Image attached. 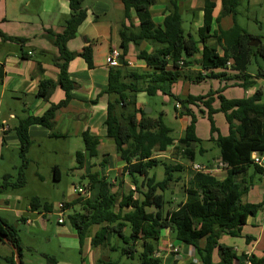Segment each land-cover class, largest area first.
<instances>
[{
  "label": "trees",
  "instance_id": "16d2710c",
  "mask_svg": "<svg viewBox=\"0 0 264 264\" xmlns=\"http://www.w3.org/2000/svg\"><path fill=\"white\" fill-rule=\"evenodd\" d=\"M67 1L70 15L64 30L60 34L48 31L58 49V55L51 60L59 70L58 79L56 82L41 80L37 93L38 97L49 102L59 86L65 98L56 104L49 102L48 110L41 116H26L19 120L14 131L20 142L19 154L23 163L20 167V186L13 185V188L25 185L24 171L32 146L29 128L39 125L49 130L51 137H63L54 132L55 116L69 105L73 99L71 92L77 88V83L69 77V64L80 56L90 69L94 68L91 46H86L81 53L68 50L67 43L76 37L86 19V10L83 6L85 0ZM119 1L123 4L125 19L129 21V24L123 23L120 31L119 50L124 63L109 68L108 86L101 95L108 98L115 96L113 101L108 99L104 127L106 137L114 142L116 153L126 166L116 191L113 190L115 185L108 178L101 177L100 173L88 176V188L96 194L93 198L79 197L65 203L66 210H74L68 216L70 225L81 245L89 237L90 230L98 226L99 230L91 238L92 247L109 246L111 251L128 259L138 256L140 264H162L156 252L165 229L171 230L180 243L192 246L202 264H213L215 248L219 251L220 264H234L237 258L233 249L221 245L219 239L223 233L234 234L240 230L250 216H255L263 208L262 203L242 204L241 199L253 187V175H264V170L253 160L254 153H264V91L259 88L251 97L229 99L223 95L224 89H217L205 95L189 94L182 98L172 93V87L180 80L188 79L194 84L218 80L220 83L234 82L244 91L253 89L259 81H264V45L252 46L253 39H260L237 23V8L242 0H220L221 10L217 18L213 13L219 0H203V25L196 36L184 27L179 0H167L160 24L154 21L151 11L159 0ZM133 13L137 25L133 23ZM226 17H230L233 23L225 30L221 21ZM215 23L218 29L213 31ZM0 37L22 45L25 43L23 39L8 37L1 31ZM144 43L149 44L152 51L140 49ZM131 45L137 49V60L145 64L144 70L126 68L128 63L125 59ZM228 62H231L230 67ZM252 63L256 65L255 74L249 72ZM191 67L199 70L190 71ZM38 71L41 74L44 72L41 66ZM139 93L171 95L176 101V117L189 119L184 136L179 140L173 137V129L165 122L164 113L153 117L138 107ZM191 106L209 121V141L220 150V160L227 166L226 177L221 180L211 173H192L191 180L183 185L185 201L176 209H165L170 202L165 200L163 193L174 182L173 173L182 172L183 166L162 162L159 156L178 142L185 147L184 153L189 161L194 162L196 154L192 145L202 143L196 131L198 115ZM217 114L224 115L229 131L227 136H223L216 126L214 116ZM82 138L85 154L83 151L76 154L79 169L84 167L86 158L99 156L100 138L89 131L83 133ZM158 166L164 167L162 181H157L155 175L150 176ZM250 170L253 175H249ZM53 172L54 181L60 180V169L55 166ZM126 175L134 187L128 192L123 187ZM3 189L0 187V191ZM157 191L162 194L157 195ZM135 194L139 196L135 197ZM30 207L32 211L43 209L46 213H51L53 208L41 204L37 197L30 201ZM204 239L206 244L201 249L199 243ZM0 242L14 246L21 264H24L19 231L2 218ZM47 259L49 264H57L53 258ZM6 262L16 264L14 257L7 258ZM251 263L264 264V259H254Z\"/></svg>",
  "mask_w": 264,
  "mask_h": 264
},
{
  "label": "crops",
  "instance_id": "0c3cea01",
  "mask_svg": "<svg viewBox=\"0 0 264 264\" xmlns=\"http://www.w3.org/2000/svg\"><path fill=\"white\" fill-rule=\"evenodd\" d=\"M159 1L161 2V0ZM162 1L166 2V0ZM195 1L192 0L188 5V3H186L188 1L179 0V5L181 7V14L186 12L192 15V21L189 19H187V21L195 25V30H188L187 32L196 36L199 28L203 25L204 1L202 2L201 10H199L197 14L195 13V8L197 7V4L195 5L194 3ZM164 2H162V5L157 9L154 8L151 10L154 21L156 19L155 12H161L160 19L158 20L159 22L157 23L155 21L157 24L162 23L164 19L166 10ZM198 2H200V0H198ZM83 6L86 10V19L79 27L76 37L67 43V47L70 52L81 53L86 46H91L93 50L94 68L90 69L85 60L80 56H77L69 64V77L72 81L77 83V88L71 92L73 99L69 105L56 113L54 132L64 138L68 136L82 138L83 133L89 131L92 135L100 138V147L103 140L108 139L104 127V122L107 117L108 99L112 101L115 99V96L108 98L106 95H101L108 86L109 67L107 66L106 58L111 49L119 50L121 27L123 23L129 24V21L125 19L124 7L119 0H85ZM220 10L221 1L219 0L217 1V7L213 13L214 18L218 17ZM69 15L70 8L67 0H0V31L8 37L19 38L25 41L22 45L2 39V43L0 44V98L11 99L14 103H20V105L23 106L22 112L24 113V115H20L15 107L14 109L10 107L6 109L4 113L6 118L2 121L0 120V157H2L5 149H9L10 147L15 149L20 148L19 139L14 131L20 119L26 116H41L48 110L50 103L56 104L65 98V93L59 86L53 91L50 97V103L38 97L37 93L41 80L50 79L56 82L58 79L59 70L55 68L51 62L53 56L58 55V49L54 46V38L48 31H52L55 34L62 33ZM132 17L133 23L137 25L138 22L136 21L134 13ZM228 19H230V17H226L221 21V26L225 30L229 29L233 23L232 21L231 23L227 22ZM217 29L218 27L214 28L213 26V31ZM147 46L150 45L144 43L140 49L149 51ZM136 54L137 49L131 45L125 59L128 63V67L126 68L129 70H144L145 64L137 60ZM40 66L44 70L42 74L38 71V67ZM189 70L198 71L199 69L197 67H191ZM228 74L232 75L230 71H228ZM207 81L194 84L188 79L180 80L173 85L172 93L184 98L189 94L198 96L205 95L210 90L224 89L223 95L225 97L229 99H240L253 96L256 89L261 88L264 91V86L262 85L264 81H259L255 88L248 91H244L239 86H236L234 82H223L220 83V85L210 86L208 91H196L193 89L198 85L208 83ZM231 90H238V97H230L228 93ZM138 107L143 108L144 106L142 103L138 102ZM191 108L194 113L197 114L198 109L194 106H191ZM216 116L217 115H215L214 118ZM202 118H206V116L202 114ZM14 120L17 121V124L11 125ZM179 120L185 123L183 127V131H185L186 126L189 124V119L184 117L179 118ZM12 130L14 133H11ZM228 132V125L226 124L225 133L222 131L221 133L223 136H227ZM29 134L31 136L32 145L40 138L54 139L50 136L51 132L49 130L39 125L31 126L29 128ZM207 140L209 141V139ZM199 152L203 155L204 150L202 146ZM195 154H192V156ZM109 156V154L104 155V157ZM159 157L161 159L168 158L167 155H160ZM103 162L107 163V160L104 158ZM194 162L192 163L195 164ZM91 163H94V159H85L83 168L84 170L87 169L85 173L87 175H91L89 172ZM55 166L57 165L52 167V171ZM103 166L100 175L101 177L108 178L104 171L108 173L110 169L104 164ZM125 166L126 164L121 160V175ZM210 167L211 174L218 179L222 180L226 177V164L218 162L217 166ZM184 169L183 167V171ZM249 175H253L252 170L249 171ZM126 178L127 175L124 177V183ZM39 179L44 180V177L40 175ZM84 188L89 192L86 198H93L95 196L96 191H90L88 186ZM73 195L70 201H64L62 203H69L81 197L77 194L75 195V193ZM135 197H137L136 194ZM241 202L242 204L262 203L263 208L255 216H250L246 225L241 227L240 230L233 232L234 234L228 232L221 235L219 243L232 248L236 255L237 259L234 261V264H247L254 259L256 261L264 259V175H253V187L247 194L243 195ZM41 204L51 205L42 202ZM9 207L10 201L7 199H4V201L0 203L1 212L9 211ZM53 210L54 207L52 208V211ZM69 210L70 209H67L64 213L67 219L70 215L68 214ZM27 212L29 214H37L39 215L38 217L42 216V218H46L47 214L44 210L41 211V209L39 211H32L31 207ZM58 216L60 219V213ZM0 218L6 220L5 217ZM38 219L39 218L32 220L29 217H22L20 220L24 226L34 227V223ZM63 224H65V222ZM94 228L92 230L93 236L99 230V227ZM74 233L76 237L77 234L75 231ZM172 233L173 232L169 229L163 230L161 242H159L157 246L156 256L162 259V264L165 261L168 262L171 257L174 258L172 264H186L187 262H191V264L192 262L194 264H202L199 257L196 256L195 249L192 246L186 245V248L182 251L181 247L174 243ZM92 237H88L84 240L87 250L86 253L92 254V261L88 264H112L113 261L108 257V253L113 251H111L109 246L92 247ZM205 244V239L199 243L201 249L205 247ZM174 249L177 250V253L173 251ZM120 260L121 259L118 261ZM220 262L221 258L218 248H215L212 255V263L220 264ZM82 264H87L85 258Z\"/></svg>",
  "mask_w": 264,
  "mask_h": 264
},
{
  "label": "rangeland",
  "instance_id": "374dc122",
  "mask_svg": "<svg viewBox=\"0 0 264 264\" xmlns=\"http://www.w3.org/2000/svg\"><path fill=\"white\" fill-rule=\"evenodd\" d=\"M186 1H188L186 2L188 5L189 2H192V0ZM162 2L164 1H158L152 9L160 7ZM202 2L203 0H200V2L196 0L194 2L195 5L197 4L195 8L196 14L201 10ZM166 3L167 0L164 2V5H166ZM237 10V23L245 31L258 37L260 43L264 45V0H242ZM155 16V21L158 23L161 12H155ZM182 16L186 31L195 30V25L187 21V19L191 20L192 15L185 12ZM231 21L232 19L230 18L227 22L231 23ZM215 24L214 28L217 27V24ZM2 39L3 38L0 37V44L2 43ZM147 47L149 51H152L151 46ZM261 62L263 61L261 60ZM249 72L251 74L256 73V65L254 63L249 65ZM207 82L208 83L198 85L193 89L196 91H208L210 86L220 85L218 80H208ZM262 85L264 86V83ZM228 95L230 97H238V90H231ZM137 102L142 103L144 106L143 109L149 110V114H152L153 117H158L161 113H164L165 122L173 129V137L176 140L184 136L183 127L185 123H182L179 118L176 117V101L171 95L157 93L156 95L150 96L146 93H139ZM8 107L13 109L15 107L20 115H24L22 112L23 106L20 105V103H14L11 99L0 98V114L3 113L0 115L1 121L6 118L4 113ZM197 114L199 116V122L196 131L202 143L192 145V149L196 152L194 163L211 170L210 166L215 167L218 162L222 163L220 160V150L216 144L210 143L207 140L210 137L209 121L207 118H202V114H200L198 110ZM214 120L220 132L222 131L225 133L227 123L224 115L217 114ZM12 123L11 125H15L17 121L14 120ZM11 133H14V131L12 130ZM201 146L204 150L203 155L199 152ZM84 150V141L81 137L68 136L66 138H40L36 140L27 155L29 163L24 171L25 185L17 188H13V185L20 184V167L23 163L20 158L19 148L15 149L10 147L3 151V155L0 157V187H4L5 189L0 191V203H2L4 199H7L10 201V207L7 212L0 211V217H5L9 224L18 229L19 236L22 240V261L24 264H49L48 257L53 258L57 264H82L84 258L87 264L92 261V254L86 253L85 242L81 245L79 238L77 236L75 237L69 220L65 217V224L62 225L58 223V205L64 201H70L71 197L74 196V187L83 188L89 185V175L85 174L87 169H79L76 158L77 152L83 151L85 154ZM184 150L185 147L176 142L175 147L170 148L168 152L163 154L168 156L167 159H161L159 157L162 162L171 165H181L185 168L183 172L173 173L174 182L170 183L167 190L163 193L165 200L170 202L166 205L165 209H176L180 203L185 201L183 185L188 184L194 171L192 170L193 163L189 161ZM105 154H109L110 156L104 157ZM104 158L107 160V163L103 162ZM101 163L110 169L108 173L107 171H104V173L108 176L109 181L115 185L113 190L116 191L122 179L121 160L116 153L114 142L110 139L103 140L99 147V156L97 159H94V163H91L89 172L91 174L95 172L100 173L104 167ZM54 165H57L60 169L61 174L60 180L58 181H54L53 178L52 167ZM40 175L44 177V180L39 179ZM154 175L157 181H162L165 177L164 167L158 166L154 168L150 176ZM123 187L126 192L133 190V185L128 177L125 179ZM156 194L161 195L162 192L157 191ZM136 196L138 197L139 195L136 194ZM35 197H38L42 203H49L54 207L52 213L46 214V218H42V216L38 217L39 215L37 214L34 215L27 212L30 208V201ZM41 211H43V209H41ZM73 212L74 210L71 208L68 214H72ZM22 217H29L32 220L39 219L34 223V227H27L21 223L20 219ZM93 228L90 230L89 237L93 236ZM172 234L174 243L180 246L183 251L186 245L176 241L174 233ZM13 257L16 262V255L13 249L8 244L0 242V264H9L6 262V259ZM108 257L113 261L112 264H140L138 256L134 259H128L127 257H122L118 252H109ZM119 259L121 260L118 261ZM173 261L174 258L171 257L168 262L165 261L163 264H172ZM186 264H191V262H187Z\"/></svg>",
  "mask_w": 264,
  "mask_h": 264
},
{
  "label": "built area",
  "instance_id": "2783aa9c",
  "mask_svg": "<svg viewBox=\"0 0 264 264\" xmlns=\"http://www.w3.org/2000/svg\"><path fill=\"white\" fill-rule=\"evenodd\" d=\"M120 60H121V52L118 49H111L110 52L107 55L106 63L109 68H116L120 66ZM228 67L231 66V62H228ZM253 160L255 164H257L259 167H261L264 170V153H254L253 154ZM192 170L194 172H202V173H211V170H208L207 168L199 165V164H193ZM73 192L81 197L86 198L88 196V190L86 188H73ZM59 213H60V219L58 220L59 224H63L65 222V215L66 212V206L65 203H60L58 205ZM175 253H177V250H173ZM247 264H252L250 261Z\"/></svg>",
  "mask_w": 264,
  "mask_h": 264
},
{
  "label": "water",
  "instance_id": "95a60500",
  "mask_svg": "<svg viewBox=\"0 0 264 264\" xmlns=\"http://www.w3.org/2000/svg\"><path fill=\"white\" fill-rule=\"evenodd\" d=\"M260 43V40H257V39H253L252 40V42H251V45L252 46H258V44ZM124 63V60L123 59H121L120 60V65H122ZM146 111V113H150V111L149 110H145ZM2 239L4 240V242L5 243H8V240L7 239H5V238H3L2 237ZM12 249H13V251H14V253H15V255H16V264H21V260H20V258H19V254H18V251H17V249L14 247V246H10Z\"/></svg>",
  "mask_w": 264,
  "mask_h": 264
}]
</instances>
